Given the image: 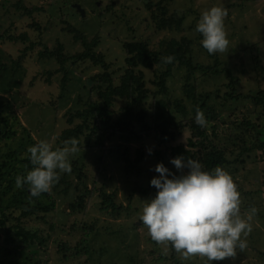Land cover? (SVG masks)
Segmentation results:
<instances>
[{"label": "rangeland", "instance_id": "1", "mask_svg": "<svg viewBox=\"0 0 264 264\" xmlns=\"http://www.w3.org/2000/svg\"><path fill=\"white\" fill-rule=\"evenodd\" d=\"M214 5L228 11L229 45L209 54L195 29ZM86 43L105 64L78 58ZM180 49L217 72L191 70L172 54ZM129 71L142 75L147 91L132 126L122 123L128 99L117 97L112 136L103 146L78 143L71 171H58L39 196L54 207L26 211L17 197L30 185L18 188L16 178L32 168L24 162L29 146L46 140L53 149L71 147L61 141L64 130L80 124L91 100L103 103L100 90L121 86ZM260 94L264 0H0V264H211L152 240L139 219L157 192L150 185L159 175L155 165L180 175L172 149L189 148L190 140L223 152L220 167L238 187L241 214L256 209L247 246L213 264H264V103L252 99ZM197 110L204 126L195 123ZM205 145L192 149L197 157Z\"/></svg>", "mask_w": 264, "mask_h": 264}, {"label": "clouds", "instance_id": "2", "mask_svg": "<svg viewBox=\"0 0 264 264\" xmlns=\"http://www.w3.org/2000/svg\"><path fill=\"white\" fill-rule=\"evenodd\" d=\"M225 7L214 5L203 11L196 24L201 45L209 54L225 52L229 45L225 29ZM173 57L168 56L165 62ZM195 123L204 126V113L197 110ZM71 147L53 149L46 140L29 146L33 165L24 177L17 176L16 186L30 185V195L48 192L58 180L59 172H70V154L78 151V141L66 142ZM149 154L151 149L148 150ZM180 175L163 162L155 165L150 185L157 189L155 196L144 203L139 217L148 234L156 242H170L185 258L200 256L208 262L234 257L237 249L247 246L244 237L252 231L251 220L256 213L252 207L241 214L240 192L228 171L217 166L204 170L199 161L178 155L170 159ZM187 169L184 173L182 170Z\"/></svg>", "mask_w": 264, "mask_h": 264}, {"label": "trees", "instance_id": "3", "mask_svg": "<svg viewBox=\"0 0 264 264\" xmlns=\"http://www.w3.org/2000/svg\"><path fill=\"white\" fill-rule=\"evenodd\" d=\"M32 11L34 10L29 9L28 13H32ZM86 47L88 51L82 53L80 56H78V58L91 59L97 61V64H105L101 62L100 54H97L88 43H86ZM145 52L148 53L147 50ZM172 54L175 56V58H178L181 62L187 64L191 70L201 69L202 71H211L213 73L217 72V68L215 66L206 67L194 65L192 63V60L185 57L184 51L181 49L178 51H172ZM151 61L154 64V62H159L161 60L151 59ZM132 62L135 63L136 60H132ZM127 74L128 76L124 75L122 77L123 83L121 86H116L113 84V82H109L105 89L100 90L103 103L100 101L91 100L89 108L79 113V117L82 120L81 123L76 127L64 130V133L61 135V137L63 138L61 139V141L63 143H66L74 138L78 141L79 144L84 142V144L88 147H93L96 145L103 146L104 137L110 138L112 136V132L109 129V127L111 126V108L114 106L117 97L128 99V111L127 113H125L124 118L122 119V123L125 124V129H129L132 126V120L136 118V113H133V110L137 106V104L142 103L147 98V91L143 87L142 79L140 78L142 75L138 77L137 75H133V72L130 71ZM131 76L134 78H132ZM163 89L166 90V85H163ZM252 99L255 101L259 100L260 102L264 103V97L262 94H260V97L254 96L252 97ZM1 107L2 101H0V110L6 107V105L2 108ZM158 113H160L162 116L165 115L163 106ZM140 119L143 120V117H141ZM83 135H85L84 138ZM199 144L205 145L203 141L190 140L188 144L189 148L183 144L174 146L172 149V156L176 157L178 155H183L186 159H199L202 161L203 166H205L208 170H214L217 166L220 167L226 164L227 160L222 151L216 148L208 149L206 145L203 156L197 157L192 149L196 148ZM143 157L144 152L139 150L137 153V161H142ZM24 162L33 167L29 157L25 158ZM126 162L130 164V161L128 159H126ZM39 196H31L30 191L26 190L23 191L21 196L17 197V199L21 198L20 200L23 203L22 207L27 208L26 211L35 212L37 208L45 212L50 211L54 207V200H52L49 196L52 201L50 203H47L44 200L45 198L42 199L43 196H41V198ZM1 222L2 221H0V223ZM174 264H177L176 260Z\"/></svg>", "mask_w": 264, "mask_h": 264}, {"label": "water", "instance_id": "4", "mask_svg": "<svg viewBox=\"0 0 264 264\" xmlns=\"http://www.w3.org/2000/svg\"><path fill=\"white\" fill-rule=\"evenodd\" d=\"M78 8L82 11V13H84V10L80 8V6H78ZM89 84L91 85V81H89Z\"/></svg>", "mask_w": 264, "mask_h": 264}]
</instances>
